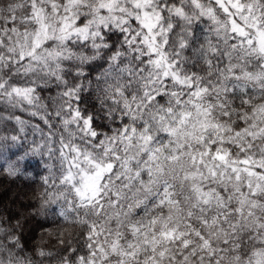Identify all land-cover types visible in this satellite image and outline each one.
<instances>
[{"label": "snow or ice", "instance_id": "obj_1", "mask_svg": "<svg viewBox=\"0 0 264 264\" xmlns=\"http://www.w3.org/2000/svg\"><path fill=\"white\" fill-rule=\"evenodd\" d=\"M35 158L78 245L0 215V264H264V0L0 3V173Z\"/></svg>", "mask_w": 264, "mask_h": 264}, {"label": "trees", "instance_id": "obj_2", "mask_svg": "<svg viewBox=\"0 0 264 264\" xmlns=\"http://www.w3.org/2000/svg\"><path fill=\"white\" fill-rule=\"evenodd\" d=\"M7 2L8 0H0V3ZM34 123H40L41 127H44L39 120H34ZM38 138V136H29V139ZM23 150L22 147L13 149V151L20 152ZM42 164L43 161L39 158L29 159L26 166L30 174L11 177L0 173V215L5 218H14L13 223L16 222V219L20 220L22 242L30 250L44 247L54 253H60L65 246L58 243L57 234L59 231L66 230L65 239L70 238L73 246H77L78 234L81 230L75 225L57 220L53 214L58 213L59 208L55 205L43 212L39 211V202L35 197L42 189L41 176L46 174ZM54 220L57 222L53 223ZM51 264H56V261L53 260Z\"/></svg>", "mask_w": 264, "mask_h": 264}]
</instances>
